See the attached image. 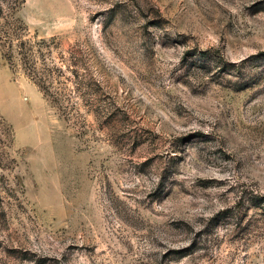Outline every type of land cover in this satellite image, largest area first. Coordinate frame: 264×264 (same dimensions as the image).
<instances>
[{"label":"rangeland","instance_id":"rangeland-1","mask_svg":"<svg viewBox=\"0 0 264 264\" xmlns=\"http://www.w3.org/2000/svg\"><path fill=\"white\" fill-rule=\"evenodd\" d=\"M0 264H264V0H0Z\"/></svg>","mask_w":264,"mask_h":264}]
</instances>
